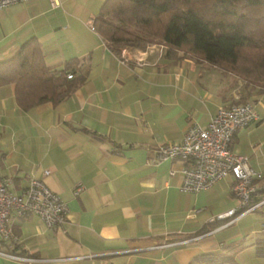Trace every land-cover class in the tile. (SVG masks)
<instances>
[{
	"label": "crops",
	"instance_id": "crops-1",
	"mask_svg": "<svg viewBox=\"0 0 264 264\" xmlns=\"http://www.w3.org/2000/svg\"><path fill=\"white\" fill-rule=\"evenodd\" d=\"M57 1L0 9V60L37 37L51 69L85 77L62 102L28 111L14 84L0 87V175L16 192L44 180L66 201L67 218L49 228L36 215L14 217L16 248L0 240V249L42 259L34 264H212L201 259L209 254L264 264V204L211 221L239 204L234 178L189 192L184 161L152 162L159 145L182 142L219 107L249 102L258 118L231 146L263 174L264 198V89L159 44L116 53L91 26L106 0ZM0 264L26 263L0 255Z\"/></svg>",
	"mask_w": 264,
	"mask_h": 264
},
{
	"label": "trees",
	"instance_id": "trees-1",
	"mask_svg": "<svg viewBox=\"0 0 264 264\" xmlns=\"http://www.w3.org/2000/svg\"><path fill=\"white\" fill-rule=\"evenodd\" d=\"M93 26L116 53L164 45L169 54L205 60L264 89V0H106ZM75 74L51 69L37 37L0 60V87L14 84L24 111L68 98L85 79ZM201 259L234 263L218 254Z\"/></svg>",
	"mask_w": 264,
	"mask_h": 264
},
{
	"label": "built area",
	"instance_id": "built-area-1",
	"mask_svg": "<svg viewBox=\"0 0 264 264\" xmlns=\"http://www.w3.org/2000/svg\"><path fill=\"white\" fill-rule=\"evenodd\" d=\"M28 0H0V9L11 4ZM58 3L57 0H51ZM92 29L95 30L94 26ZM164 48V45H160ZM68 78L73 74L68 73ZM258 118L249 102L221 106L206 126L192 124L180 143H165L157 147L153 163L182 160V189L189 192L207 190L216 182L231 176L234 178L233 192L239 204L211 219L224 220L241 217L256 211L264 204L259 180L263 174L250 165L249 157L239 154L232 148L233 137L238 129L244 128ZM50 171H45L49 174ZM174 170L171 174H174ZM11 181L0 175V240L9 246L18 243L12 226L14 217L39 216L49 228L65 222L68 205L51 189L44 180L32 177L20 192L10 188ZM84 190L82 184L74 189L79 195ZM264 232V221L261 226ZM0 255L26 264L42 261L32 255L18 254L0 249Z\"/></svg>",
	"mask_w": 264,
	"mask_h": 264
},
{
	"label": "rangeland",
	"instance_id": "rangeland-1",
	"mask_svg": "<svg viewBox=\"0 0 264 264\" xmlns=\"http://www.w3.org/2000/svg\"><path fill=\"white\" fill-rule=\"evenodd\" d=\"M220 68V67H219ZM220 69H222V70H224V71H226L227 73H231V74H234V75H236L235 73H233V72H230V71H227V70H225V69H223V68H220ZM236 76H238L240 79H242V81H243V84H244V82H246V83H248V84H254V83H250V82H248L247 80H245L243 77H241L240 75H236ZM243 84H242V86H243Z\"/></svg>",
	"mask_w": 264,
	"mask_h": 264
}]
</instances>
